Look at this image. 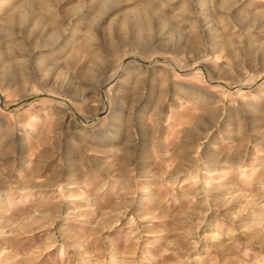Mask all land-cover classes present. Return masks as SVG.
I'll return each instance as SVG.
<instances>
[{
    "label": "rangeland",
    "instance_id": "obj_1",
    "mask_svg": "<svg viewBox=\"0 0 264 264\" xmlns=\"http://www.w3.org/2000/svg\"><path fill=\"white\" fill-rule=\"evenodd\" d=\"M0 264H264V0H0Z\"/></svg>",
    "mask_w": 264,
    "mask_h": 264
}]
</instances>
